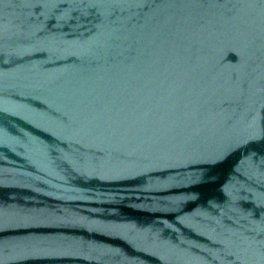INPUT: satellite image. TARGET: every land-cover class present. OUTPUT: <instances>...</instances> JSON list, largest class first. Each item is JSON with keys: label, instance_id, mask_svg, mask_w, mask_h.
I'll list each match as a JSON object with an SVG mask.
<instances>
[{"label": "water", "instance_id": "1", "mask_svg": "<svg viewBox=\"0 0 264 264\" xmlns=\"http://www.w3.org/2000/svg\"><path fill=\"white\" fill-rule=\"evenodd\" d=\"M0 264H264V0H0Z\"/></svg>", "mask_w": 264, "mask_h": 264}]
</instances>
